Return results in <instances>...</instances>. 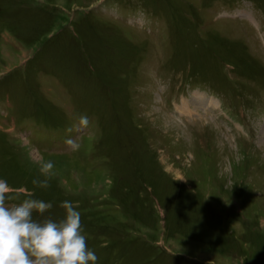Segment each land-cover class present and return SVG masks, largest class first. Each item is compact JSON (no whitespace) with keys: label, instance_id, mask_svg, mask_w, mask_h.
Returning <instances> with one entry per match:
<instances>
[{"label":"rangeland","instance_id":"1","mask_svg":"<svg viewBox=\"0 0 264 264\" xmlns=\"http://www.w3.org/2000/svg\"><path fill=\"white\" fill-rule=\"evenodd\" d=\"M198 81L231 111L179 114ZM263 118L264 0H0V179L71 201L96 264H264Z\"/></svg>","mask_w":264,"mask_h":264},{"label":"clouds","instance_id":"2","mask_svg":"<svg viewBox=\"0 0 264 264\" xmlns=\"http://www.w3.org/2000/svg\"><path fill=\"white\" fill-rule=\"evenodd\" d=\"M79 125L87 127L88 117L80 116ZM39 163L45 179H33L32 184L46 189L54 164L50 160ZM19 195L5 179H0V264H96L98 257L82 234L81 213L71 201L61 204L65 210L62 220L38 221L33 214L43 216L52 203L31 198V194L19 203H9Z\"/></svg>","mask_w":264,"mask_h":264},{"label":"bare ground","instance_id":"3","mask_svg":"<svg viewBox=\"0 0 264 264\" xmlns=\"http://www.w3.org/2000/svg\"><path fill=\"white\" fill-rule=\"evenodd\" d=\"M197 96V95H196ZM196 101V100H195ZM199 101V100H198ZM198 104V103H197Z\"/></svg>","mask_w":264,"mask_h":264}]
</instances>
